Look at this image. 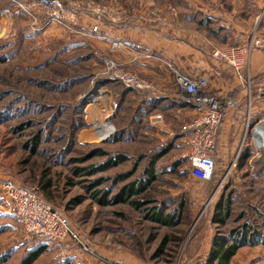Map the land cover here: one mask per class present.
I'll return each instance as SVG.
<instances>
[{
	"label": "rangeland",
	"instance_id": "rangeland-1",
	"mask_svg": "<svg viewBox=\"0 0 264 264\" xmlns=\"http://www.w3.org/2000/svg\"><path fill=\"white\" fill-rule=\"evenodd\" d=\"M23 1L34 4L36 0ZM63 1L67 5L79 2L81 15H91L95 21L94 12L98 9L104 16L102 22L114 26L135 20L146 23L150 19L153 22L149 27L200 30L203 38L210 40L212 54L217 47L234 45L227 44L233 23L242 24L249 37L252 33L264 34V5L258 6L263 0ZM35 8L41 12L36 3ZM0 20L4 26L0 35L1 165L60 209L72 226L93 243L101 264H204L208 244L216 234L228 235L232 229L249 224L264 236V161L261 160L264 148L259 147L262 139L259 126V135H253L256 126L264 122V110L255 113L247 103L249 124H245L238 145L228 152L221 147L214 178L199 179L192 175L189 159V140L193 135L180 133L183 122L174 131L180 134L176 137L168 135L156 123L160 119L151 115L160 112L155 109L158 100L148 98L157 91L156 83L117 57L114 52L119 49L114 50L109 44L111 50L104 51L95 42L99 41L98 33L94 36L71 33L55 22L37 30L33 20L12 0H0ZM103 56L138 73L155 88L153 91L126 89L122 83L111 80ZM254 76L250 66L247 80L252 81ZM171 87L178 91L174 82ZM100 89L102 97L98 95ZM93 93L92 97H97L94 100L88 98ZM165 105L173 106L170 101ZM103 107L106 111L97 114L94 120L87 118L89 110L97 112ZM172 113L167 111V119L173 117ZM28 120H32L31 125L23 131L14 129ZM39 128L44 129L43 142L37 152H32L24 144ZM86 130L94 133L89 141L82 135ZM169 142L174 147L158 161L157 179L138 197L147 203L142 207L128 203L102 205L92 196L93 191L87 189L94 179L127 172L135 162L138 165L130 180L140 178L157 149ZM96 147L122 151L130 159L94 175H74L73 168L78 164L71 159L84 156ZM103 159L95 156L86 163H99ZM42 175L53 182L50 200L37 183ZM110 186L109 179L100 188ZM228 200L231 215L222 226L213 222V217L218 204ZM161 202L168 211L185 203L177 225H161L147 218V209ZM165 240L164 250L160 251ZM40 244L47 249L35 264H87V257H95L68 239L51 241L31 234L14 212H0V264H18L29 250ZM4 256L8 260L2 262ZM230 264H264V242L241 247Z\"/></svg>",
	"mask_w": 264,
	"mask_h": 264
},
{
	"label": "built area",
	"instance_id": "built-area-1",
	"mask_svg": "<svg viewBox=\"0 0 264 264\" xmlns=\"http://www.w3.org/2000/svg\"><path fill=\"white\" fill-rule=\"evenodd\" d=\"M12 2L16 3L33 20L32 24L37 30L55 22L71 33L94 36L99 33V24L104 17L100 10H95L96 23L90 31H87L80 27L82 9L79 2L75 1L68 5L63 0H36L34 4H27L23 0H12ZM35 3L41 9L40 13L36 12ZM2 33L3 26L0 20V35ZM99 38L101 37L99 36ZM104 38L102 37V39ZM105 40L114 50L134 49L138 56L155 62L157 68L168 70L181 96L196 104L199 108V114L190 124L191 129L195 131L189 140L191 145L189 155L191 173L199 179L212 180L216 171L221 125L228 111L239 107L236 97L222 96L213 92L207 78L187 73L171 60L137 48L131 40L121 38H107ZM256 49L264 50V34L252 33L244 45L217 47L213 50V56L226 62L240 75L243 70L250 72L251 54ZM103 60L108 77L122 83L125 87L139 91H153L155 88L152 82L136 72L125 69L117 61L106 56H103ZM98 92L99 97H102V89ZM94 95L95 93L90 94L88 98L96 99L97 97H92ZM253 135L256 136L254 131ZM107 137L105 136V138ZM9 175L10 171L2 167L0 160L2 199L0 212H14L23 227L31 234L42 236L51 241L68 239L83 252L98 256L93 243L86 240L72 226L68 217L60 209L48 202L35 188L17 182Z\"/></svg>",
	"mask_w": 264,
	"mask_h": 264
},
{
	"label": "crops",
	"instance_id": "crops-1",
	"mask_svg": "<svg viewBox=\"0 0 264 264\" xmlns=\"http://www.w3.org/2000/svg\"><path fill=\"white\" fill-rule=\"evenodd\" d=\"M263 5L264 0L261 4H258L259 7ZM148 20L145 21L146 23L135 20L131 24H120L118 26L101 22L99 24V33L97 34L101 38L98 37L99 39L97 40L99 41L95 42L101 49L108 51L111 49L108 41L105 40L107 38L131 40L137 48L169 59L187 73L207 78L211 90L217 92V94L228 96L233 93L239 102V107L229 110L223 119L218 139L219 149L217 157L221 152V147L226 152L236 148L243 134L244 126L245 124L247 125L249 120V117H247V103H250L251 109L253 110L254 108L255 113L264 110V50L256 49L251 54L250 66L254 70L255 76L249 82L245 70L239 75L226 62L213 56L211 53V42L209 39L203 38L200 30H189L182 27L171 29L164 25L149 27L151 25L149 23L153 21L150 20L149 22ZM80 21V27L87 31H90L95 23L93 17L87 14H82ZM240 25L242 24L233 23V26L230 27L229 42L227 44L244 45L247 43L249 36L244 26ZM102 37L105 38L102 39ZM114 54L127 62L138 73L153 79L156 83L157 91L152 93L153 96L148 97L152 98L153 101L158 100L159 105L155 109L161 113L158 112L156 116L151 115L152 118L160 119L156 123L162 126L168 135H175V137L180 135L174 133L176 129L179 130L180 128V133L193 135L195 131L191 129L190 124L198 116L199 108L192 101L185 100L178 92L179 90L172 89L171 85L174 82L172 75L168 71L156 69L151 60L138 56L133 50L121 48L115 51ZM107 86H110V83ZM167 101L172 103L173 106L171 108L165 105ZM103 110L105 112L106 108H100L97 112L95 109H91L88 111L87 118L94 120L97 114H101ZM169 110L173 112V117L170 120L166 116ZM109 113H112V111L107 112V114ZM102 114L105 115L104 113ZM181 123L183 125L179 128ZM82 135L85 140L89 141L94 136V133L86 130L82 131ZM9 176L20 182L12 174ZM211 244L212 241L208 244L207 254L210 251ZM87 258V264H101V261L96 256L94 259Z\"/></svg>",
	"mask_w": 264,
	"mask_h": 264
},
{
	"label": "trees",
	"instance_id": "trees-1",
	"mask_svg": "<svg viewBox=\"0 0 264 264\" xmlns=\"http://www.w3.org/2000/svg\"><path fill=\"white\" fill-rule=\"evenodd\" d=\"M126 89L131 88L126 87ZM31 122L32 120H28L25 123L18 125L14 129L17 131H23L26 126L31 125ZM43 132L44 129L39 128L34 133L30 134V137L25 142L24 146L29 148L32 152H37L43 142ZM173 147V143L169 142L167 145L157 149L156 153L151 157L140 178H134L130 180V178L135 174L138 165V162H135L133 168L127 172L118 173L113 177L101 176L94 179L87 189L93 191L92 196L99 204L110 205L128 203L140 208L147 203H144L145 200L138 197L142 195L157 179V163L165 154L169 153ZM7 150L9 149L7 148ZM95 156H102L104 159L99 163H86ZM129 156L130 155L122 151H109L103 147H96L90 150L84 156L71 159L72 162H76L78 164L73 168V174L76 176L94 175L128 161L130 159ZM109 179L111 180V186L100 188L105 183V181ZM122 182H124L123 185L117 187ZM37 183L39 184L44 195L50 200L51 189L53 187L52 180L50 178L45 179V175H42L38 179ZM162 203L163 202H161L159 205L149 207L147 209V218L161 225H177L181 221L182 208H184L185 203L181 202L179 208L177 207L171 211H168L165 203ZM230 215V200L227 202H221L216 208V215L213 217V222L225 226ZM166 240L160 247V251L164 250ZM259 241L264 242V236H262V234L258 231L254 230V228L249 224H244L239 228L232 229L228 235L216 234L212 239L211 248L204 264H230L232 258L241 247L259 243ZM46 249V245H38L37 247L29 250L22 257L18 264H33ZM6 260H8V257L4 256L2 258V262ZM64 264L70 263L65 262Z\"/></svg>",
	"mask_w": 264,
	"mask_h": 264
},
{
	"label": "bare ground",
	"instance_id": "bare-ground-1",
	"mask_svg": "<svg viewBox=\"0 0 264 264\" xmlns=\"http://www.w3.org/2000/svg\"><path fill=\"white\" fill-rule=\"evenodd\" d=\"M5 16V15H4ZM5 19V18H4ZM4 27V26H3ZM106 125L102 124L101 127L104 128ZM259 126V132L262 136V139H261V145L259 144V147H263L264 148V122H262ZM258 126L255 128L254 130V134H258L259 135V132H258ZM106 129V128H105Z\"/></svg>",
	"mask_w": 264,
	"mask_h": 264
},
{
	"label": "water",
	"instance_id": "water-1",
	"mask_svg": "<svg viewBox=\"0 0 264 264\" xmlns=\"http://www.w3.org/2000/svg\"><path fill=\"white\" fill-rule=\"evenodd\" d=\"M262 161H264V156L262 157V159H261ZM263 169H264V165H263V167H262Z\"/></svg>",
	"mask_w": 264,
	"mask_h": 264
}]
</instances>
